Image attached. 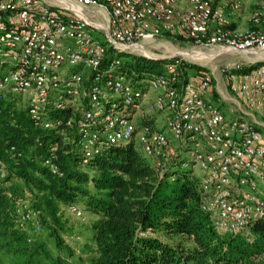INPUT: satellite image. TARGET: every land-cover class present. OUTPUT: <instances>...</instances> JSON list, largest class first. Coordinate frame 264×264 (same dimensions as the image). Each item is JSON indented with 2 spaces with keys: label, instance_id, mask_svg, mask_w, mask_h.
Listing matches in <instances>:
<instances>
[{
  "label": "built area",
  "instance_id": "1",
  "mask_svg": "<svg viewBox=\"0 0 264 264\" xmlns=\"http://www.w3.org/2000/svg\"><path fill=\"white\" fill-rule=\"evenodd\" d=\"M249 20L257 28L232 27L225 5L213 0H0V92L25 98L35 125L58 128L84 161L134 143L162 172L180 147V164L199 179L201 207L216 230L246 232L264 219V2ZM175 32L209 49L212 60L245 54L253 67L204 64L207 71L184 79L177 57L162 73L127 78L118 53L145 56L148 42ZM214 91L236 104L234 117ZM52 157L45 164L55 171ZM19 207L21 220L39 229L33 211L23 201ZM77 207L67 210L81 215Z\"/></svg>",
  "mask_w": 264,
  "mask_h": 264
},
{
  "label": "trees",
  "instance_id": "2",
  "mask_svg": "<svg viewBox=\"0 0 264 264\" xmlns=\"http://www.w3.org/2000/svg\"><path fill=\"white\" fill-rule=\"evenodd\" d=\"M118 57L133 83L164 72L176 59L127 52ZM181 68L184 79L207 71L184 60ZM218 97L214 91L213 99ZM52 153L55 171L45 164ZM0 158L6 167L0 180V264H264V219L246 232H218L201 207L199 179L179 157L161 172L130 143L84 161L58 128L35 125L10 91L0 92ZM22 201L39 230L32 219L21 220ZM78 204L93 215L86 228L65 213ZM68 237L85 238L75 241L79 253Z\"/></svg>",
  "mask_w": 264,
  "mask_h": 264
},
{
  "label": "rangeland",
  "instance_id": "3",
  "mask_svg": "<svg viewBox=\"0 0 264 264\" xmlns=\"http://www.w3.org/2000/svg\"><path fill=\"white\" fill-rule=\"evenodd\" d=\"M262 2H264V0H259L252 7H250L247 11V15L252 11V9H254L257 5H260ZM226 4L228 7L227 15L229 16L230 20H232L231 19L232 16L234 14H236L237 11L243 10L242 4H240V7L238 9H233L231 7V2H227ZM95 32H96V34L101 35L98 31H95ZM146 49L149 50V52L152 53L151 55L155 56V57H161V58H172V57L177 58L178 57L184 61H187V62H190L193 64H197V65L205 66L204 64H208L207 66H209L211 69L215 68V66L217 64H220V63L225 62V61H230V62L236 61V62H240L241 65L243 64L244 67L246 66L245 54H237V53L227 52L225 54L217 56L215 59L212 60L208 56V54L211 53V52H207V51H209V49H204L201 46H196L192 39H189L188 37L181 35L179 33H176V32L173 34H170L167 37H162V38L156 39L155 41L148 42L146 45ZM214 50H216V49H214ZM185 52H187V54H183ZM215 74L219 80V87L221 89H223L225 91V94L227 95V90H228L227 80L225 79V77L222 74H220L218 69H215ZM15 95L21 96L18 94H15ZM218 98H219L218 100H216V101L214 100V101L217 105H219L222 108V110L225 112V115L227 117H234V116H232V114H234V115L237 114L236 104L231 100H224L221 97H218ZM24 99L21 98V100L23 102H24ZM157 117L160 118L159 124L162 125L163 119H164L163 116L159 115ZM151 122H153V121L151 120ZM263 135H264V129H263ZM178 149H180V147H177L176 150L178 152V156H177V157H179L178 160H180V162H181V157H182V155H184V153L182 154L180 152V150H178ZM139 152L142 156H144V153L142 152V150H139ZM192 175L195 177L194 173H192ZM196 176H198V177L202 176V171L200 169H196ZM77 206H78L77 207L78 210H81V212H82L81 215L72 214L68 210H66L65 213L76 224V226H78L80 228H86L87 226H89L90 220L93 219V215L91 213H89L84 206L79 205V204ZM84 239L85 238H82V237H79L76 239L73 237H68V241L73 246L77 247L78 253L80 251L78 245H80V244H79V242L75 243V241L76 240L81 241V244H82V242H84Z\"/></svg>",
  "mask_w": 264,
  "mask_h": 264
},
{
  "label": "crops",
  "instance_id": "4",
  "mask_svg": "<svg viewBox=\"0 0 264 264\" xmlns=\"http://www.w3.org/2000/svg\"><path fill=\"white\" fill-rule=\"evenodd\" d=\"M213 1L217 2L216 4L219 6L225 5L226 10H228L227 4L225 3L224 0H213ZM258 1L259 0H240V4H242L243 6L242 8L244 11L243 10L237 11L236 14L232 16L231 18L232 20H230L231 26L233 27L234 25L235 28H240V29L252 28L253 26H255L252 22H250L249 18L252 12L254 11V9L259 5H257L254 9H252V11L248 15H247V11ZM232 116H234V114H232Z\"/></svg>",
  "mask_w": 264,
  "mask_h": 264
},
{
  "label": "bare ground",
  "instance_id": "5",
  "mask_svg": "<svg viewBox=\"0 0 264 264\" xmlns=\"http://www.w3.org/2000/svg\"><path fill=\"white\" fill-rule=\"evenodd\" d=\"M145 54H147V55H151L152 53L151 52H149V50H147V49H145ZM176 54V53H175ZM183 54H187V52H185V53H183Z\"/></svg>",
  "mask_w": 264,
  "mask_h": 264
},
{
  "label": "water",
  "instance_id": "6",
  "mask_svg": "<svg viewBox=\"0 0 264 264\" xmlns=\"http://www.w3.org/2000/svg\"><path fill=\"white\" fill-rule=\"evenodd\" d=\"M146 57H149V58H154V59H159V58H161V57H155V56H152V55H145Z\"/></svg>",
  "mask_w": 264,
  "mask_h": 264
}]
</instances>
